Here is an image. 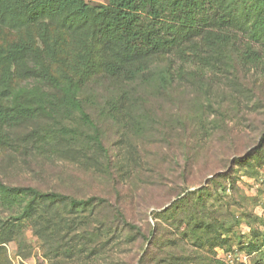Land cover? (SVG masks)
<instances>
[{
	"label": "rangeland",
	"instance_id": "1",
	"mask_svg": "<svg viewBox=\"0 0 264 264\" xmlns=\"http://www.w3.org/2000/svg\"><path fill=\"white\" fill-rule=\"evenodd\" d=\"M233 2L241 20L264 14V0ZM21 32L0 25V46ZM166 70L159 61L147 78L136 77L126 86L98 79L85 91L105 155L82 143L73 152L58 143V149L42 156L30 145L0 148V180L10 185L79 198L94 193L115 197L121 188L131 228L120 224L116 230L110 219L99 231L97 222L78 218L65 203L42 204L31 217L13 220L16 213L0 204V222L15 226L7 231L0 225V264H136L139 243L133 226L152 225L151 215L197 188L205 210L226 220L212 255L230 257L225 264L264 263V145L259 139L264 73L222 64L207 67L202 82H173ZM120 95L127 101L114 118L102 116L103 107L111 110ZM109 217L98 218L104 223Z\"/></svg>",
	"mask_w": 264,
	"mask_h": 264
},
{
	"label": "trees",
	"instance_id": "2",
	"mask_svg": "<svg viewBox=\"0 0 264 264\" xmlns=\"http://www.w3.org/2000/svg\"><path fill=\"white\" fill-rule=\"evenodd\" d=\"M0 25L23 29L0 46V148L30 145L39 156L58 149V143L72 152L82 143L105 155L84 95L95 80L126 86L136 77L147 78L159 61L173 82H202L207 67L222 64L264 73V14L241 20L233 0H0ZM126 101L120 95L111 110L103 107L102 116L114 118ZM259 139L263 146L264 129ZM124 196L119 188L115 197L79 198L0 180V204L16 213L13 220L31 217L42 204L65 203L78 218L97 222L99 231L110 219L116 230L120 224L131 228ZM202 196L201 188L186 192L151 215L152 225L133 226L136 264H225L211 248L226 220L205 210ZM100 215L110 217L103 223ZM13 224L0 222L7 231Z\"/></svg>",
	"mask_w": 264,
	"mask_h": 264
},
{
	"label": "built area",
	"instance_id": "3",
	"mask_svg": "<svg viewBox=\"0 0 264 264\" xmlns=\"http://www.w3.org/2000/svg\"><path fill=\"white\" fill-rule=\"evenodd\" d=\"M223 254H224V253H223ZM219 258H222V256H219ZM229 258H230V257H228V260H226V262H228V261H229Z\"/></svg>",
	"mask_w": 264,
	"mask_h": 264
}]
</instances>
